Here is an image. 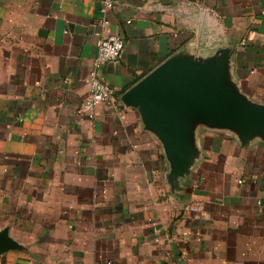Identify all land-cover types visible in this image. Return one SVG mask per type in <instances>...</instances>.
Listing matches in <instances>:
<instances>
[{
    "label": "crops",
    "instance_id": "crops-1",
    "mask_svg": "<svg viewBox=\"0 0 264 264\" xmlns=\"http://www.w3.org/2000/svg\"><path fill=\"white\" fill-rule=\"evenodd\" d=\"M0 0V264H264V140L198 128L179 188L122 94L179 52L233 51V82L264 105V0ZM113 106L82 110L99 43Z\"/></svg>",
    "mask_w": 264,
    "mask_h": 264
},
{
    "label": "water",
    "instance_id": "water-1",
    "mask_svg": "<svg viewBox=\"0 0 264 264\" xmlns=\"http://www.w3.org/2000/svg\"><path fill=\"white\" fill-rule=\"evenodd\" d=\"M232 56L229 48H221L206 59L179 52L120 98L160 140L170 166L167 179L173 188H179L180 180L190 175L201 156L198 128L232 132L243 147L257 137L264 140V105L238 90L232 77ZM21 249L8 229L0 231V254Z\"/></svg>",
    "mask_w": 264,
    "mask_h": 264
},
{
    "label": "built area",
    "instance_id": "built-area-1",
    "mask_svg": "<svg viewBox=\"0 0 264 264\" xmlns=\"http://www.w3.org/2000/svg\"><path fill=\"white\" fill-rule=\"evenodd\" d=\"M111 5L112 0L104 1L106 8ZM124 53L125 43L118 35H110L99 43L97 55L85 81L88 96L82 107L83 112L91 118L94 117L97 108L114 105L116 101L115 90L102 80L100 70L110 62L121 60Z\"/></svg>",
    "mask_w": 264,
    "mask_h": 264
}]
</instances>
